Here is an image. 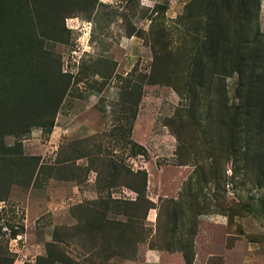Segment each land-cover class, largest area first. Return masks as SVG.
Returning a JSON list of instances; mask_svg holds the SVG:
<instances>
[{
  "label": "rangeland",
  "instance_id": "1",
  "mask_svg": "<svg viewBox=\"0 0 264 264\" xmlns=\"http://www.w3.org/2000/svg\"><path fill=\"white\" fill-rule=\"evenodd\" d=\"M245 8L0 0V264H135L153 231L264 264V0Z\"/></svg>",
  "mask_w": 264,
  "mask_h": 264
},
{
  "label": "crops",
  "instance_id": "2",
  "mask_svg": "<svg viewBox=\"0 0 264 264\" xmlns=\"http://www.w3.org/2000/svg\"><path fill=\"white\" fill-rule=\"evenodd\" d=\"M139 143L143 145L145 148H147L148 152L151 153V149L148 147L147 143H145L144 141H139ZM90 188L91 189L94 188L93 184L90 185ZM148 199L153 204L156 203L154 196L153 197L148 196ZM212 217L213 216L211 215L210 216H204V215L199 216L198 220L200 222V225H199L200 230L198 231L196 235V239H195L196 258L199 257V252L202 250L198 242V239L200 238V235H201V229L205 227L206 225L211 226L213 229L216 228L215 226L216 224L213 221L214 219H208ZM156 218H157V211L155 210V208L150 209L148 216H147V222L150 227H154ZM155 237H156V232L153 231L148 241L144 244H141L139 251H138L137 259L135 260V264H145V262L156 264V263L165 262L169 258L180 262L178 264H181L182 260L184 261V257H183L184 254L181 255V254L172 253L169 255V253H166V250L164 248H160L157 245L155 247L151 246V243Z\"/></svg>",
  "mask_w": 264,
  "mask_h": 264
},
{
  "label": "trees",
  "instance_id": "3",
  "mask_svg": "<svg viewBox=\"0 0 264 264\" xmlns=\"http://www.w3.org/2000/svg\"><path fill=\"white\" fill-rule=\"evenodd\" d=\"M245 3H246V0H239V5H240V10H238V12H237V14L238 15H241V13H244L245 14V11H246V14L248 13V11H247V9L245 8ZM225 9L226 10H228V9H230V5L229 4H225ZM246 9V10H245ZM245 10V11H244ZM214 26H216V23H214ZM212 27H213V24H212ZM243 32V28L241 27V25L239 26V30H238V38H240L241 40H242V42H245L241 37H240V35H241V33ZM244 33V32H243ZM242 33V34H243ZM196 43H197V40H196ZM244 44V43H243ZM200 46H203V45H201L200 44ZM194 66H198L197 65V63L196 62H194V64H193ZM183 254H184V256H185V259H186V262H187V264H192V262H191V260L189 261V259H187V257H188V251H183Z\"/></svg>",
  "mask_w": 264,
  "mask_h": 264
}]
</instances>
